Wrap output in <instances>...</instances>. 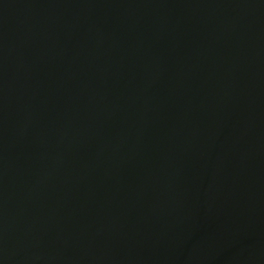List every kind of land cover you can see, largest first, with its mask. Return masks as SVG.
<instances>
[{"label":"water","instance_id":"1","mask_svg":"<svg viewBox=\"0 0 264 264\" xmlns=\"http://www.w3.org/2000/svg\"><path fill=\"white\" fill-rule=\"evenodd\" d=\"M0 264H264V0H0Z\"/></svg>","mask_w":264,"mask_h":264}]
</instances>
